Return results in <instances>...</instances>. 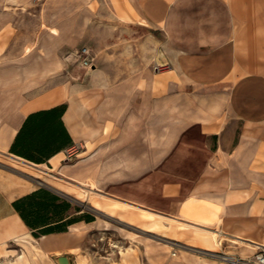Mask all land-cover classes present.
I'll return each instance as SVG.
<instances>
[{
    "label": "crops",
    "instance_id": "1",
    "mask_svg": "<svg viewBox=\"0 0 264 264\" xmlns=\"http://www.w3.org/2000/svg\"><path fill=\"white\" fill-rule=\"evenodd\" d=\"M113 25L127 39L158 34L171 81L145 66L119 76L101 59L80 76L73 51L95 40L111 55ZM60 105L85 145L78 159L11 153L30 114ZM42 186L154 211L205 248L264 246V0H0V251L36 237L15 201ZM107 223L96 215L37 238L48 253L79 249ZM187 241L138 239L146 264H219Z\"/></svg>",
    "mask_w": 264,
    "mask_h": 264
},
{
    "label": "rangeland",
    "instance_id": "2",
    "mask_svg": "<svg viewBox=\"0 0 264 264\" xmlns=\"http://www.w3.org/2000/svg\"><path fill=\"white\" fill-rule=\"evenodd\" d=\"M118 27V25H113L112 30L106 34L110 35V37L107 42L108 45L105 48H107L106 51L111 50V55L107 56L108 52H104L95 40H91L88 43L89 48L95 56V62L97 59L110 61L118 69L119 76L141 67L144 68L145 66L148 70H151L153 75L156 74L157 77L159 73L167 75L168 81L170 82L173 78L171 76L174 73L172 71L173 65L169 56L164 58L163 54H161L159 35L156 34V37L153 35L151 40H144L143 36H141L142 34H140L141 31L136 30L134 31L135 35H130L129 39H127V28ZM103 32L104 29H102V35ZM74 62L78 65V73L80 76L91 69L82 67L75 57ZM173 90L169 89V96L174 95ZM81 154L74 160L67 162L75 161ZM91 201L93 204L99 201L101 208H95L92 206V203L82 200L84 203L83 209L74 214L81 217L89 211L92 214L109 220L110 223H107V227L109 228L91 233L84 240L82 247L74 250L48 253L41 249L37 237L24 236L8 243L0 251V264H59L57 257L60 255H68L71 264H83V262L84 264H146L147 259L142 244L138 242L141 235L148 236L154 241L174 242L182 248H188L185 246L190 245L186 243L187 240L198 243L197 245L199 246H193L192 248L194 249L192 250H195L200 255L217 259L219 264L229 263L224 261L221 256L215 254L225 252L231 255H239L224 251L222 245L219 244L211 248H205L206 244L199 234L195 235L193 232L192 234L191 231L193 230H184L182 228L189 229V226L161 217L158 214L152 220L143 217L141 210L138 211L127 205H120L117 208H113L112 204L115 203L114 201L98 194H94ZM111 213L115 215L112 216ZM185 234H188L189 238H186L187 236ZM179 237H182V240H178L180 239ZM218 239L223 240V245L225 242L227 244L233 242L223 233L218 235ZM184 240L185 242H183ZM246 247L252 249V251L243 257L253 256L264 248L262 245L255 248L249 244Z\"/></svg>",
    "mask_w": 264,
    "mask_h": 264
},
{
    "label": "trees",
    "instance_id": "3",
    "mask_svg": "<svg viewBox=\"0 0 264 264\" xmlns=\"http://www.w3.org/2000/svg\"><path fill=\"white\" fill-rule=\"evenodd\" d=\"M65 105L40 110L28 116L11 148V153L33 162H45L57 152L73 143L62 115ZM15 207L34 229V235L62 232L71 223L81 219L93 220L95 214L87 211L84 216L74 213L84 207L81 200L42 186L15 201Z\"/></svg>",
    "mask_w": 264,
    "mask_h": 264
},
{
    "label": "built area",
    "instance_id": "4",
    "mask_svg": "<svg viewBox=\"0 0 264 264\" xmlns=\"http://www.w3.org/2000/svg\"><path fill=\"white\" fill-rule=\"evenodd\" d=\"M73 56L78 60L79 64L84 68H92L95 65V56L91 49L87 46L75 49ZM85 150V145L81 142H74L70 146L64 148V160L72 161L77 158L82 151ZM221 256V258L229 264H264V248L253 256H239L231 255L225 252L215 254Z\"/></svg>",
    "mask_w": 264,
    "mask_h": 264
},
{
    "label": "bare ground",
    "instance_id": "5",
    "mask_svg": "<svg viewBox=\"0 0 264 264\" xmlns=\"http://www.w3.org/2000/svg\"><path fill=\"white\" fill-rule=\"evenodd\" d=\"M94 205H95L96 207H101V203H100L99 201H96ZM120 205H121V204H119V203H117V202H115V203L112 204L113 208H117V207L120 206ZM141 215H142L143 217H146V218H149V219L154 220L157 214L154 213V212H152V211H149V210H147V209H142V210H141ZM82 227H83V226H82ZM82 261H83V260H82ZM83 264H84V262H83Z\"/></svg>",
    "mask_w": 264,
    "mask_h": 264
},
{
    "label": "water",
    "instance_id": "6",
    "mask_svg": "<svg viewBox=\"0 0 264 264\" xmlns=\"http://www.w3.org/2000/svg\"><path fill=\"white\" fill-rule=\"evenodd\" d=\"M59 264H71V260L68 255H60L57 257Z\"/></svg>",
    "mask_w": 264,
    "mask_h": 264
}]
</instances>
